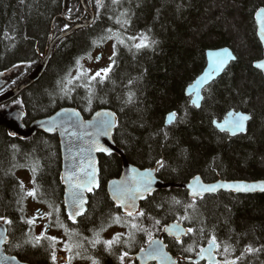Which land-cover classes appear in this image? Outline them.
I'll use <instances>...</instances> for the list:
<instances>
[{"label": "trees", "instance_id": "obj_1", "mask_svg": "<svg viewBox=\"0 0 264 264\" xmlns=\"http://www.w3.org/2000/svg\"><path fill=\"white\" fill-rule=\"evenodd\" d=\"M86 1L94 12V22L62 39L41 78L16 99L0 106V112L7 107L22 108L24 124L29 125L64 107L77 109L85 119L101 109L110 110L117 125L113 140L127 161L141 169L158 168L157 177L162 181L184 183L198 175L205 182L264 179V75L254 67L263 57L254 15L264 8V0ZM87 19L79 0H0V73L19 68L0 93L32 73L44 58L51 35L57 36ZM117 19L128 23L122 26ZM140 34L155 43L135 49L132 44L139 41L127 37ZM109 35L114 38L102 39ZM117 35L125 40L124 45L117 43ZM114 44L115 65L103 83L93 82L89 103V89L80 86L86 80L68 84V75H77L79 60L90 76L85 64L108 46L113 55ZM223 47L232 50L236 61L203 90L204 99L197 109L184 92L203 72L207 50ZM69 88L71 91L65 95ZM129 92L135 94L130 104L125 103ZM231 110L250 115L246 134L230 137L214 127L213 122ZM171 112L177 114L175 121L166 126L165 118ZM98 159L100 186L88 196L85 214L73 224L64 210L58 135L38 132L21 139L0 125V216L12 221L11 225L0 222L8 232L7 254L29 264H53L48 241L37 247L24 243L37 234L34 225L24 222L29 219L28 197L21 199L19 184L22 181L27 190L26 178L30 189L35 187L30 169L38 163L35 178L43 202L32 200L46 213L52 211L49 204L60 208V220L70 231L80 234L72 237L73 242L83 244L76 251L95 258L99 264H121L119 257L126 251L128 264H136L132 257L148 243L147 232L136 233L130 245L117 244L111 252L103 244L93 248L88 242L94 237L93 230L107 223L110 215H124L106 191L107 182L121 174V159L115 155H100ZM158 160L164 162V167L157 165ZM173 198L181 203H174ZM193 202L195 209L186 210V205ZM140 209L146 213L141 226L153 238L160 237L163 227L172 222L196 229L182 238L183 245L165 237L169 251L181 260L196 257L215 235L221 245L215 252L220 261L240 257L251 245L259 251L244 253L237 264H264V193L219 192L193 201L182 189L159 190L148 196ZM185 215L191 219L182 220ZM45 217L51 229L64 233L52 223L55 216ZM155 219L160 225L154 226ZM114 227L127 241L128 228L113 224L107 230ZM224 244L231 245L229 253H223ZM189 246L193 250L184 251ZM55 250L59 258L58 245Z\"/></svg>", "mask_w": 264, "mask_h": 264}, {"label": "snow or ice", "instance_id": "obj_2", "mask_svg": "<svg viewBox=\"0 0 264 264\" xmlns=\"http://www.w3.org/2000/svg\"><path fill=\"white\" fill-rule=\"evenodd\" d=\"M23 2V0H21ZM113 3H119V0H113ZM123 15V14H122ZM257 19L259 20L260 24L262 25L261 31L264 32V8H259L255 13ZM118 24L126 25L128 23L127 20L121 21L120 19H117L116 21ZM65 28H67V25H65ZM108 32L111 33L112 30L108 29ZM114 37L112 35H109L107 37H103L102 39H113ZM116 41L120 45L125 44V40L121 39L118 35L115 37ZM129 41H139L138 43H133L132 47H134L137 50H140L142 48H146L151 46L152 43H155V41H149V38L145 36L144 34H140L139 36H129L127 37ZM116 55V44L113 45V55L109 57V60L111 63L98 71H96L92 75H88V71L84 70L82 65H80V61L77 60L76 63L78 65L77 69V75L72 76L71 73L68 75L67 83L73 84L74 81H79L81 79H85L86 83L83 85H80L82 87H86L89 89V96H88V102L91 103L92 95L91 88L93 85V82L95 83H103L106 79H108L109 73L112 71L113 66L115 65V57ZM210 57V63L208 65V69L203 72L201 76H199L193 84L189 85V88L196 92L195 99H192L191 103L195 107L199 108L201 107L200 101L204 99L203 96L200 95V89L201 86L208 83L210 80L214 78V74H218L221 71L224 70L229 60H235L236 57L232 55V53L228 49H221L219 51L215 52H209L208 53ZM91 55H88V59H91ZM97 60L100 59V57L96 58ZM258 67L264 68V62H260L258 64ZM131 83V82H130ZM67 91H71V89H67L65 91V95H67ZM191 95V93H189ZM135 94L132 92H129L127 100L125 103H133ZM66 112L70 113L71 116L79 117V113L75 112V110H65ZM175 112H171L168 114L167 122L171 123L174 118L176 117ZM230 116L233 118L230 120H226L225 124L227 125V129L232 132L233 135H235L237 132H242L245 130V122L250 119L248 115H244L242 113H230ZM114 113H96V120L95 122H80L78 127H92L95 131L94 133H88L90 136H94L95 138L89 141V147L88 148H81L80 153L87 152V163L85 164V159L82 158L78 164H73L68 171L61 177L65 183L68 185V196L66 197L67 200V219L72 221L73 224L77 223V217H80L84 215L86 209L85 204L87 203V200L85 198L84 193L85 192H92L94 188L99 187V181L97 179V169L95 167V162L91 157V153L93 151L98 152H105L110 154L109 149L106 147H103L99 143V136L107 135L112 128L116 127V122L114 119H109V117H113ZM65 124V121L61 120L59 123L53 118L48 122L47 131H55L57 128L63 127ZM222 130L225 129V125H218ZM63 130L65 132L68 131L67 127H64ZM72 136H76V132L70 133ZM165 136H167V133H165ZM15 148V146H13ZM75 159V157H73ZM157 165L159 167H164L163 161H156ZM31 172L33 173V180L32 183L35 185L32 189L25 190L24 184L21 181L19 184V187L23 193L21 196V199H24L26 197H31L34 200H38L39 202L42 201L43 193L39 191V185L36 181V173L39 170L38 163H34L31 167ZM158 170V169H157ZM133 171V176L131 182L128 180L124 181H113V199L116 201V208L123 209L124 215H110L108 217L107 223H101L99 230H93L94 237L91 240H88V242L92 245L93 248L96 247V245L103 244L105 250L111 252L113 247L117 244L121 243H128L129 245L135 240L136 233L138 232H147L148 234V248L147 250L141 249L142 252H144V259L148 260H158L160 261V264H177L176 260H172L170 256L164 251V248L161 247V242L154 239L152 236V233L148 231L147 229L143 228L141 226V221L143 218H146V213L143 209H139L137 207V200H143L146 198L147 193L151 192V184H152V170H146L143 174H137L136 170ZM139 177V178H137ZM196 183L194 185H189L190 187V193L189 195L192 197V200L195 201L196 198L203 199V196L205 193H215L220 188L225 189H231L235 190L237 192H249L254 191L256 189H259L261 191H264V182L259 183H253V184H245V183H236V184H211L206 185L200 182V178H195ZM174 203L180 204L181 202L179 200H176L173 198ZM19 203V201H18ZM49 207L52 208L51 212L40 214V218L43 219L45 216L51 218L55 216V220L52 221L55 225L61 227L64 229V233L66 236H68V241L64 242V251L69 253L66 258H63L59 260V264H71L72 260L76 257H81L84 259H90L92 261V264H99V262L91 257V256H84L80 251H76L77 249L83 248V244L79 241L73 242L72 237L73 235H80L79 233H75L73 231H70L68 227L60 220V208L54 206L53 204H49ZM188 208L195 209V203H188L186 205V210ZM22 210V209H21ZM39 213V210H37ZM35 217L31 219H27L24 222L28 225H34L35 224ZM154 219V218H153ZM182 220H189L191 219L190 216L185 215L181 218ZM0 222H3L5 224H12V221L7 219L6 217L0 216ZM160 220L155 219L154 220V226L160 225ZM113 224L121 225L122 227L128 228V235H127V241H124L123 237L124 234L117 232L111 239L102 240L100 237V234L107 230V228L111 227ZM51 226V224L49 225ZM47 227H45V230L41 232L39 235L36 236H30L28 239L24 241L25 244H30L33 247L40 246L42 241H48V247L52 249L51 251V260L53 264H58V257L56 255V245L58 243H61V241L56 236H49L46 235ZM165 231H167L169 234H171L176 241V243L183 245V240L181 239L182 236L194 233L196 229L192 227L184 228L181 226V223L178 221L177 223L166 226ZM201 233H203V228L199 229ZM7 232V229H0V243H4L7 241V236L5 233ZM85 240H87V237H84ZM208 247L207 248H201L198 256L200 259L207 258L208 260H215L214 251H218L221 247V245L217 242V238L215 235H212L210 239L207 241ZM166 247V245L164 246ZM192 246H189L184 249L186 252L192 251ZM231 245L224 244L223 245V253H229L231 251ZM259 251V249H254L251 245H248L244 249V253H253ZM244 253L241 254L240 257H237L234 260H229L225 258L222 261H216V264H237V260L242 259ZM128 256V253L125 251L123 252L119 259L121 261V264H124V261L126 257ZM12 260H15V257L11 258ZM0 264H2V261H0Z\"/></svg>", "mask_w": 264, "mask_h": 264}, {"label": "water", "instance_id": "obj_3", "mask_svg": "<svg viewBox=\"0 0 264 264\" xmlns=\"http://www.w3.org/2000/svg\"><path fill=\"white\" fill-rule=\"evenodd\" d=\"M80 1V5L83 8V10L85 11V13L88 16V19L86 22L83 23H79V24H75L74 26H72L69 30L58 34L57 36H53L51 35V42L48 46L47 52L44 56V58L41 60V62L33 69L32 73H29L23 80L20 81V83H18L16 86H14L11 89H7L6 91L0 93V106H3L11 101H13L14 99H16L18 96L21 95L22 92H24L26 89H28L30 86H32L34 83H36L41 76L43 75L44 71L47 68V65L50 61V59L52 58V55L54 53L55 47L56 45L64 38H67V36L69 37L70 35L74 34L77 30L82 29V28H87L89 27L93 22H94V12L93 10H91V8L88 6L87 1L86 0H79ZM255 16V20H256V25H257V36L259 38V41L262 45L263 48V57L261 60L255 62L254 67L256 69H258L259 71L262 72V74L264 75V68H260L258 67V64L260 62H264V32L261 31L262 25L260 24L259 20L257 19L256 15ZM228 49L231 53L232 50L227 48V47H223V48H217V49H210L207 50L206 52V66L203 70V72L205 70L208 69V65L210 63V57L208 55L209 52H215V51H219L221 49ZM234 55V54H232ZM235 56V55H234ZM235 60H229L226 67L224 68L223 71H221L218 74H214V78L212 80H210L208 83L204 84L201 86L200 89V95H202L203 90L210 85L213 81L217 80L220 76H222V74L224 73V71L226 70V68L228 66H230V64L232 62H235ZM19 72V68H14L12 70L6 71L4 73H0V91L3 90V88H5V86L7 85V81L8 79L13 75V74H17ZM203 72L199 75L201 76L203 74ZM198 76V77H199ZM197 77V78H198ZM196 78V79H197ZM194 79L193 82L191 84L194 83V81L196 80ZM190 84V85H191ZM185 95L190 98V104L191 106L194 107V105H192L191 101L192 99H195L196 97V92L193 91L192 89L189 88V86L186 88V91L184 92ZM189 93H191V95H189ZM200 104H202V100L200 101ZM197 108V107H195ZM200 108V107H199ZM198 109V108H197ZM65 110H75V112L79 113V117L77 118L76 116H71L70 117V113L66 112ZM97 112L100 113H113L110 110H106V109H101ZM95 112L90 118L85 119L83 117V115L75 108H71V107H64L59 109L58 111L54 112L52 115L48 116V117H44V118H40L35 120L34 122H31L29 125H25L24 124V118H25V111L21 108H14L11 109L9 107L5 108L4 111L0 112V125L4 126L7 128L8 132L10 133V135L24 139V138H28V137H33L36 133L38 132H43L47 134H57L58 135V139H59V143H60V151H61V177L68 171V169L73 165V164H78L80 162V160L82 158L85 159V164L87 163V156L88 153L84 152V153H80V149L81 148H88L89 147V141H91L92 139H94V136H90L88 135V133H94V129L92 127H78V126H74V125H78L80 122H95L96 120V113ZM230 113H242L244 115H248L250 117L249 114L242 112V111H234L231 110L229 111L225 117L223 119H221L220 121H214L213 125L214 127L221 133H226L228 134L230 137H236L239 135H244L247 132V127H248V123L250 121L247 120L245 122V130L242 132H237L235 135L232 134V132L230 130L227 129V125L225 124L226 120H230L233 117L230 116ZM168 117V115H167ZM167 117L165 125L169 126L171 125L174 120L171 123L167 122ZM55 119L58 123L63 120L65 121V124L63 127L57 128L55 131H47V127H48V122L52 119ZM109 119H114L116 122V116L114 114L113 117H109ZM218 125H225V129L222 130L220 127H218ZM64 127L68 128V131L65 132L63 130ZM115 128H112V130L107 134V135H102L99 136V143L103 146L106 147L107 149H109L110 154L105 153V152H98V151H93L91 153V157L95 162V167L97 169V179L99 181V186H100V169H99V156L100 155H105V156H109V155H115L117 157H119L121 159V164H122V169H121V174L118 178H114L111 181L107 182L106 185V191L107 194L109 195L110 200L113 202L114 205H116V201L113 199V181H124V180H128L129 182H131L132 180V176H133V171L132 170H136L137 174H143L146 172V170L151 169L152 170V184H151V192L145 194L146 198L143 200H137V207L140 209L141 203L143 201H145L148 196L151 197L155 192L157 191H161V190H169V189H182L184 191H186L189 195L190 193V187L189 185H194L196 183L195 178L199 177L200 178V182L206 185H211V184H236V183H245V184H253V183H259V182H264V179H259V180H224L222 179H218L215 181H211V182H205L201 176H194L193 178L189 179V181L184 182V183H174V182H165L162 181L161 179H159L157 177V169L156 167L154 168H138V167H134L133 164L129 163L125 157L124 152L114 143L113 140V135H114V131ZM72 132H76L77 135L76 136H72L70 133ZM73 157H75V159H73ZM139 178V177H137ZM61 185L63 186V190H64V194H63V202H64V210H65V214L67 216V200L66 197L68 196V185L67 183H65V181L61 178ZM98 189L94 188V190ZM93 190V191H94ZM92 192H85V198L87 200L88 203V196L90 194L93 193ZM219 192H228V193H235V194H257V193H264V191H261L259 189H256L254 191H249V192H237L235 190H231V189H225V188H220L218 189V191H216L215 193H205L204 196L207 195H215ZM203 196V197H204ZM190 198H192L189 195ZM87 203L85 204V209L87 210ZM122 213H123V209H119ZM86 212V211H85ZM85 214V213H84ZM124 214V213H123ZM83 216V215H82ZM80 216V217H82ZM77 217V220L78 218ZM72 222V221H71ZM177 222H172L170 224H167L166 226H170L173 225ZM165 226V227H166ZM182 227L186 228L183 224H181ZM165 227L163 230V234L165 236L171 237L173 238V236L171 234H169L167 231H165ZM0 229H6L5 225H3V223H0ZM5 235L7 236V241L4 243H0V261H2V264H29L23 261H20L16 256L13 255H9L5 252V246L7 245L8 241H9V237H8V232L5 233ZM186 236V235H185ZM182 236L181 238L185 237ZM158 241L161 242V247L164 248V251L168 254V256H170L172 258V260H176V258L168 251L167 246L164 247L166 244L163 243L164 241H162V238H154ZM174 239V238H173ZM208 245L204 248H207ZM148 248V244L147 246L144 248L145 250H147ZM216 251H214V256H215V260H208L207 258L205 259H200V257L197 255L194 258H186L185 259V263H198L200 261H204L207 264H216V261H219L217 256H216ZM15 257V260H12L11 258ZM135 260L138 262V264H149V263H155V264H160V261L158 260H151V259H144V252L139 251L134 255ZM169 264H171V262H169Z\"/></svg>", "mask_w": 264, "mask_h": 264}, {"label": "rangeland", "instance_id": "obj_4", "mask_svg": "<svg viewBox=\"0 0 264 264\" xmlns=\"http://www.w3.org/2000/svg\"><path fill=\"white\" fill-rule=\"evenodd\" d=\"M110 56H112V49L110 46H108L104 52L99 51L96 54H94L93 58L85 64V68H87L90 71V74L92 75L96 71L107 67L111 63V61L109 60ZM97 57H100V59L97 60L96 59ZM24 181H25V188L29 190L30 183L26 180V178H24ZM32 199L33 198L28 197L26 203L27 216L29 219L33 217L36 218L34 229H35V233L39 235L41 232L45 230V227L48 226L46 217H44L43 219L40 218V214L46 213L47 210H45V208L42 207L41 205L35 203ZM37 210H39V213L37 212ZM117 232L119 231L115 227L113 229L111 228L106 232H103V234L101 235L102 237L101 239L102 240L111 239ZM46 235L56 236L61 241V243L57 244L60 251L59 254L60 257L66 258L68 256V253L64 251V242L68 241L69 239L68 236L64 235L61 229L54 230L51 229L49 226L47 227ZM129 260L130 259L126 257L124 261L125 264H128ZM71 264H91V262L89 259L79 261L76 258H74Z\"/></svg>", "mask_w": 264, "mask_h": 264}, {"label": "flooded vegetation", "instance_id": "obj_5", "mask_svg": "<svg viewBox=\"0 0 264 264\" xmlns=\"http://www.w3.org/2000/svg\"><path fill=\"white\" fill-rule=\"evenodd\" d=\"M165 227V226H164ZM164 227H163V230H164ZM163 230H162V235L160 236V237H156V238H162V241H164L163 243H165V237L166 238H169V239H172V240H174L173 238H171V237H168V236H165L164 234H163ZM182 239V238H181ZM148 244V243H147ZM147 244L145 245V247L147 246ZM166 244V243H165ZM166 246H167V249H168V245L166 244ZM144 247V248H145ZM143 248V249H144ZM141 251V250H140ZM168 251H169V249H168ZM139 252V251H138ZM170 252V251H169ZM217 252V251H216ZM171 253V252H170ZM136 254V253H135ZM134 254V255H135ZM172 254V253H171ZM134 255H133V259H134V261L136 262V264H138V262L135 260V258H134ZM173 255V254H172ZM198 255V254H197ZM175 258H176V261H177V264H188V263H185V259L186 258H189V257H185V258H183L182 260L178 257V256H175V255H173ZM216 256H217V253H216ZM194 258V257H193ZM218 258V257H217ZM61 259H63V257H59L58 258V262H59V260H61ZM218 260H219V258H218ZM220 261V260H219ZM200 262H204V261H200ZM199 263V262H198ZM206 263V262H205ZM149 264H155V263H149ZM189 264H194V263H189ZM207 264V263H206Z\"/></svg>", "mask_w": 264, "mask_h": 264}]
</instances>
